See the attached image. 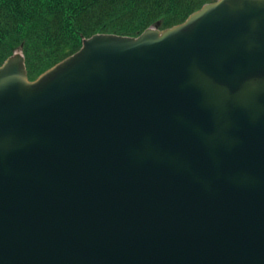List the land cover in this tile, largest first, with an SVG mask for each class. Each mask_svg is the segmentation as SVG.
Instances as JSON below:
<instances>
[{
	"label": "water",
	"instance_id": "obj_1",
	"mask_svg": "<svg viewBox=\"0 0 264 264\" xmlns=\"http://www.w3.org/2000/svg\"><path fill=\"white\" fill-rule=\"evenodd\" d=\"M0 66V264H264V0Z\"/></svg>",
	"mask_w": 264,
	"mask_h": 264
},
{
	"label": "trees",
	"instance_id": "obj_2",
	"mask_svg": "<svg viewBox=\"0 0 264 264\" xmlns=\"http://www.w3.org/2000/svg\"><path fill=\"white\" fill-rule=\"evenodd\" d=\"M216 0H0V66L24 43L33 80L98 33L138 36L184 22Z\"/></svg>",
	"mask_w": 264,
	"mask_h": 264
}]
</instances>
